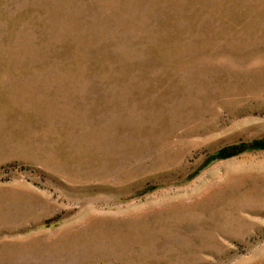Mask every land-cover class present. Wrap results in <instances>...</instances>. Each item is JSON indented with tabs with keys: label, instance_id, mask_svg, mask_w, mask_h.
Listing matches in <instances>:
<instances>
[{
	"label": "rangeland",
	"instance_id": "1",
	"mask_svg": "<svg viewBox=\"0 0 264 264\" xmlns=\"http://www.w3.org/2000/svg\"><path fill=\"white\" fill-rule=\"evenodd\" d=\"M0 264H264V0H0Z\"/></svg>",
	"mask_w": 264,
	"mask_h": 264
}]
</instances>
